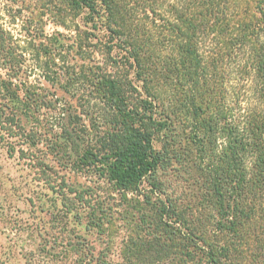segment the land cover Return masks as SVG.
<instances>
[{
  "label": "trees",
  "instance_id": "16d2710c",
  "mask_svg": "<svg viewBox=\"0 0 264 264\" xmlns=\"http://www.w3.org/2000/svg\"><path fill=\"white\" fill-rule=\"evenodd\" d=\"M62 1L32 58L0 21V131L103 239L73 264H264V0Z\"/></svg>",
  "mask_w": 264,
  "mask_h": 264
},
{
  "label": "rangeland",
  "instance_id": "374dc122",
  "mask_svg": "<svg viewBox=\"0 0 264 264\" xmlns=\"http://www.w3.org/2000/svg\"><path fill=\"white\" fill-rule=\"evenodd\" d=\"M62 2L0 0V21L7 30L25 40L30 53L39 51L42 54V48L36 46L38 41L51 47L50 36H56V32L67 33L56 22ZM35 35L39 38L33 39ZM42 58L46 57L42 55ZM0 74H4L3 69H0ZM29 80L50 93L56 90L55 96L62 94L57 81L44 80L36 71L30 74ZM26 126H30L29 121ZM44 146L38 145L34 152L55 165L56 157L50 150L47 153ZM18 148L0 131V264H73L76 253L70 245L74 235L84 237L95 246L100 244L105 247L103 239L83 231V227H72L73 222L62 216L58 197L37 179L36 168L30 165V160L21 157ZM67 176L77 187L96 184L103 186V195H117L113 186L104 179H97L94 174L71 168ZM114 229L118 230L114 237L119 242L123 231L118 226ZM68 231L69 234L66 233Z\"/></svg>",
  "mask_w": 264,
  "mask_h": 264
}]
</instances>
